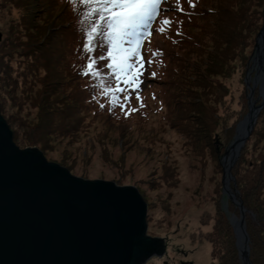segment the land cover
I'll return each instance as SVG.
<instances>
[{
    "label": "rangeland",
    "instance_id": "1",
    "mask_svg": "<svg viewBox=\"0 0 264 264\" xmlns=\"http://www.w3.org/2000/svg\"><path fill=\"white\" fill-rule=\"evenodd\" d=\"M40 1L42 0H0V108L13 131L14 141L20 148L37 147L49 161L68 168L76 176L136 186L148 206V234L163 237L168 245L164 257H153L145 264H215L211 243L205 236L213 228L214 219L209 217L215 211L218 188L223 192L224 171L218 173V164L212 160L209 151L202 161L198 157V150H188L185 137L172 125L168 103L170 94L166 81L175 80L176 87L173 90L176 92L188 89L180 83L185 81V77H174L179 73H174L171 67L177 66V63L171 65L164 57L155 59L150 51L153 50L152 44H156L162 52L165 51L166 44L169 46L168 35L173 28V21L176 23L180 19L178 10H171L170 7L176 5L178 9L182 8L183 12L189 13L188 6L195 2V11H198L200 21L201 18L210 17L207 13L220 11L216 9V1L219 0H192L191 3L189 0H180L174 4L165 0L169 9L168 19L171 21L169 32L155 42L148 43L146 55L140 54L138 59L136 56L129 59V63H135L134 71L138 74L133 85H125L123 80L117 82L120 88L130 91L126 107L111 112V115L94 108L83 109L80 113L81 128L66 134H51L43 124L39 125L44 113L41 114L38 98L29 97L33 95L32 90H35L33 84L40 80L35 78L32 83H24V77L29 78V75L24 73V60L20 58L17 47L22 45L21 42L29 43L23 34L24 30L29 36L27 20H30L34 29L33 34L41 36L42 33H47L48 36L54 21H58L56 18L63 14L62 8L71 13L74 6L69 0L66 5L63 4L64 0H57V3L48 0L45 7L51 8H43ZM223 2L224 6L230 4L229 0ZM235 8L240 15L241 7ZM258 13L264 15V7ZM201 24L206 25L204 21ZM160 32L159 29L156 34ZM258 34L259 32L257 37ZM12 40L14 47L10 48L8 45ZM6 42L8 45L4 46ZM56 45L63 48L66 43L64 40L60 43L56 41ZM207 45L202 49L218 50L211 60L208 56L199 59L193 52H180L183 58L190 61V69L194 73L198 69L206 71L216 63L217 60L214 59L218 53L227 47L220 43L214 45L212 42ZM74 61L75 57H71V62ZM10 63L14 69L22 72L21 75L18 70L8 71ZM238 63L236 66L241 68L233 75L232 80H228L230 88L231 81L234 85L227 103L235 110H239L242 104L231 102V99L237 98L244 89L240 80L244 68ZM247 75L248 70L244 81ZM148 77L152 79L147 80ZM62 81H69L65 73ZM47 82L46 108L63 109L67 103L75 104L68 97V90L72 86H59L55 89L53 80ZM60 89H64V94H56ZM173 119H178V114ZM51 121L64 119L55 114ZM216 140L215 145H218V138ZM260 147L264 151V141L260 142ZM261 182L263 183L262 180L259 181L260 184Z\"/></svg>",
    "mask_w": 264,
    "mask_h": 264
},
{
    "label": "trees",
    "instance_id": "2",
    "mask_svg": "<svg viewBox=\"0 0 264 264\" xmlns=\"http://www.w3.org/2000/svg\"><path fill=\"white\" fill-rule=\"evenodd\" d=\"M49 1L57 3V0ZM168 1H172L171 4H174L180 0ZM223 1H216V9H220V11L207 13L210 17L201 18L202 21H198L199 15L197 14L198 11H195V2L188 6L189 13L183 12L182 8L178 9L176 5L170 7L171 10L175 8L178 10L180 19L176 23L173 21L175 26L173 24L168 35L169 46L166 44V49L162 52L156 44H152L153 50L150 51L155 59L164 57L168 59L171 65L177 63V66L171 67L174 73H179L174 77H185V81L180 83L188 89L176 92L173 90L176 87L175 80L166 81L170 94L168 103L170 105L171 123L185 137L188 150L192 152L198 150L200 160L204 161L208 151L210 152L212 160L218 164V173L223 172L221 158L234 139L237 124L249 111V89L244 78L247 70L251 68L257 33L264 21V15L258 13L259 9L264 7V0H229L230 4H226V6H224ZM47 2L48 0H42L39 3H43L41 7L44 8ZM69 3L74 6L71 13L61 6V8L63 7V14L56 18L58 21H54L48 36L47 33H42L41 36L33 34L34 29L29 22L30 20H27L29 36L24 30L23 34L27 39L26 42L29 43L21 42L22 45L17 47L20 58L24 60V73L29 75V78L24 77V83H32L35 78L40 80V82L36 81L33 84L35 90H32L33 95H30L29 98H34V96L38 98L41 114L44 113L41 119L43 121L39 125L43 124L47 132L51 134H66L80 129L82 123L80 113L83 112V109L94 108L111 115V112L121 108L119 104H125L129 101L125 98H128L130 91L117 93L121 97L118 104L112 103L110 95L101 94L102 81L107 82L113 89L120 87L112 74V70L107 67V64L110 63L108 52L112 48L108 38L107 20H101L98 13H90L88 16H84L83 13L88 12L89 8L88 3L83 2V0H75V2L69 0ZM63 4H68V1L64 0ZM235 7H241L240 15L234 10ZM168 11V6L163 3L154 26L150 32L147 31L142 35L141 43L124 42L123 47L133 49L139 47L137 59L140 54L146 55L147 44L155 42L157 38L169 32V25L163 23L165 18H169ZM203 21L206 25L201 24ZM93 25L98 30L93 39L89 41L87 32L92 29ZM161 28L165 30L156 34ZM63 40L66 43L65 47L56 45V41L60 43ZM129 40H132L131 36L125 39V41ZM10 42L9 45L7 42L4 43V46L8 45V47L13 48L14 40ZM208 42H212L214 45L220 43L227 47L223 52L218 53L214 59L217 60L216 63L210 65L206 71L202 72L201 69H198L194 73L190 69L192 66L190 61L183 58L180 52H193L199 59L202 56L203 58L208 56L207 58L211 60L213 54L218 50L202 49L208 46ZM85 43H88L93 49L92 52L85 51ZM101 55L105 57V60L98 59ZM71 57H75L73 63ZM90 57L95 62L94 67L99 69V76L84 74L88 68ZM237 63L244 68L240 79L244 89L239 96H236L237 98L231 99V102L236 101V103L242 104L239 110H235L230 103H227V97L231 94L232 85H234L231 81L232 77L241 68L236 66ZM16 70L18 69H14L10 63L8 71ZM41 72H43L42 75ZM18 73L21 75L22 72L18 70ZM64 73L69 79L68 82L62 81ZM184 73H188V75ZM230 78L231 88L228 83ZM151 79L147 78V80ZM47 80H53L55 89L59 86H72L73 88L68 90V97L75 104L67 103L63 109L46 108ZM97 88L100 90H96ZM57 93L64 94V89L56 91ZM258 96L259 89L256 88V98ZM261 102L262 99L258 101V104ZM0 111L1 113L4 112L2 108ZM55 114L60 115L64 121L52 122L51 119ZM176 114H178V119L174 120L173 116ZM49 120L52 123L49 122L48 124ZM216 137L218 138V145H215ZM261 141H264V106L260 111L252 134L247 139L232 168L231 187L247 210L246 226L250 237V259L253 264H264V151L260 147ZM260 180L263 183L260 184ZM217 191L219 196L215 211L212 217H209L214 219L213 228L205 236L211 243V254L215 259V264H243L236 244L235 231L230 221L232 214L240 216V208L230 200L227 194L222 192L221 188H218Z\"/></svg>",
    "mask_w": 264,
    "mask_h": 264
},
{
    "label": "water",
    "instance_id": "3",
    "mask_svg": "<svg viewBox=\"0 0 264 264\" xmlns=\"http://www.w3.org/2000/svg\"><path fill=\"white\" fill-rule=\"evenodd\" d=\"M245 81L249 111L221 164L223 192L240 208V216H230L240 258L253 264L247 210L231 183L232 168L264 106V21ZM147 216L136 186L82 178L37 147L20 148L0 111V264H145L167 251L163 237L148 234Z\"/></svg>",
    "mask_w": 264,
    "mask_h": 264
},
{
    "label": "snow or ice",
    "instance_id": "4",
    "mask_svg": "<svg viewBox=\"0 0 264 264\" xmlns=\"http://www.w3.org/2000/svg\"><path fill=\"white\" fill-rule=\"evenodd\" d=\"M75 2V0H72ZM88 3V12H84V16L91 14H99L101 20H107V26L109 29L108 38L112 48L108 52V58L111 59V63L107 64V67L112 70V74L115 76L117 82L123 80L125 85H133L136 82L137 75L135 73V63H129V59L132 56L139 55V47L124 48L123 44L125 39L130 36H137L139 43V37L143 34H138V29L159 15V6L164 0H83ZM191 3L192 0H189ZM164 24L170 25L171 21L167 18L163 21ZM98 29L93 25L92 29L87 32L88 40L91 41L95 32ZM161 28L160 31H164ZM150 35V33H148ZM86 52H92L93 49L88 43L84 44ZM98 59L105 60V57L101 55ZM142 59V57H141ZM94 60L90 57L85 75L91 74L99 76V69L94 67ZM102 95L107 94L112 97V103L118 104L121 97L117 95L118 92L125 91L124 88L117 87L113 89L107 82L102 81ZM128 98L125 99H129ZM139 99V96H137ZM103 106V105H102ZM121 108L126 107V104H119Z\"/></svg>",
    "mask_w": 264,
    "mask_h": 264
},
{
    "label": "flooded vegetation",
    "instance_id": "5",
    "mask_svg": "<svg viewBox=\"0 0 264 264\" xmlns=\"http://www.w3.org/2000/svg\"><path fill=\"white\" fill-rule=\"evenodd\" d=\"M167 249H168V245H167ZM166 252H167V251H166ZM165 254H166V253H165ZM165 254H164V255H165ZM164 255H163V257H164ZM181 262L184 263V261H181ZM184 264H185V263H184Z\"/></svg>",
    "mask_w": 264,
    "mask_h": 264
},
{
    "label": "bare ground",
    "instance_id": "6",
    "mask_svg": "<svg viewBox=\"0 0 264 264\" xmlns=\"http://www.w3.org/2000/svg\"><path fill=\"white\" fill-rule=\"evenodd\" d=\"M260 114V113H259Z\"/></svg>",
    "mask_w": 264,
    "mask_h": 264
}]
</instances>
